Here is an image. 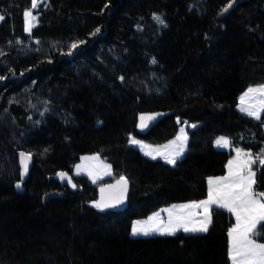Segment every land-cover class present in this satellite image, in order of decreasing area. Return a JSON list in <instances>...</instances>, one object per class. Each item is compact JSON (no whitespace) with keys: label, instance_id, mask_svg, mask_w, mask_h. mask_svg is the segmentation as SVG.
<instances>
[{"label":"trees","instance_id":"1","mask_svg":"<svg viewBox=\"0 0 264 264\" xmlns=\"http://www.w3.org/2000/svg\"><path fill=\"white\" fill-rule=\"evenodd\" d=\"M36 4L28 31L24 14L32 0H0V112L8 107L16 124L27 128L33 112L9 104L8 97L34 81L82 126L50 118L25 147L0 130V264H230L235 220L222 207H212L207 232L131 231L136 218L205 198L208 177L225 174L234 147L255 157L264 153V114L258 120L238 109L247 88L264 84V0ZM102 43L130 52L114 74L99 58ZM81 58L104 77L84 79L65 70ZM141 116L154 119L141 127ZM184 123L188 147L175 164L130 143L132 136L164 143ZM219 135H227L232 148L215 146ZM68 150L98 153L112 164L113 175L94 182L73 174L63 163ZM21 153L31 157L26 173ZM253 166L255 190L264 192V165L256 160ZM62 170L70 172L76 190L55 177ZM121 177L127 181L122 202L96 208L101 188L105 200L121 194ZM257 231L255 238L264 242V220Z\"/></svg>","mask_w":264,"mask_h":264},{"label":"snow or ice","instance_id":"2","mask_svg":"<svg viewBox=\"0 0 264 264\" xmlns=\"http://www.w3.org/2000/svg\"><path fill=\"white\" fill-rule=\"evenodd\" d=\"M234 2V0H233ZM36 0H32V8H36ZM231 3L227 7H231ZM227 11V8L224 9ZM25 17H32L31 12H26ZM3 17H0L2 20ZM32 19H35L32 17ZM155 19L163 24L164 21L160 17ZM31 30V27L27 29ZM100 29L97 28L96 32ZM95 34V33H93ZM72 48H76L77 44H72ZM155 63V61H153ZM0 79L4 77L0 76ZM121 79H123L121 77ZM245 98L249 99V103L245 104ZM241 107L240 110L247 115L256 119H261V113L264 112V85L257 87H249L245 93L240 97ZM154 119V117L141 116V127H146L145 120ZM187 137L181 130V136L177 137L176 141L172 142L175 145L174 155L170 154L165 157L171 164L176 163V156H179L184 147V141ZM179 141V143H177ZM132 144H138L139 141L132 139ZM216 144L218 146H227L229 141L220 137ZM159 152V149L153 150ZM241 150L237 149L239 155ZM148 155H152V151L147 152ZM249 159L241 166H238L236 171H232V161L229 162V176L222 177L217 180H209L210 185H216L217 187L210 189L208 193V199L200 202H193L190 204L180 205L179 208L195 210L203 208L205 213L211 204H217L222 208L227 209L236 216V226L229 231L230 236V249L229 255L232 264H264V243H257L255 236L259 235L256 231V224L258 221L264 220V192H256L253 190L255 183V173L251 170V164L256 160H259L260 164L264 165V153L252 159L251 153H244ZM22 162L24 163V171L27 172V160H30V155L24 153L20 154ZM155 158V157H153ZM79 169V166H77ZM247 169V172H244ZM61 178H64L67 174L60 173ZM70 180V178H69ZM117 184L122 185L121 194L116 197H111L109 200H105L103 193L105 189L101 188V199L94 203V206L103 210L104 208L113 207L115 203H121L123 200V193L126 191L127 181L124 177H121ZM221 186L224 187L223 192L220 191ZM17 188L20 184L16 185ZM75 187V185H73ZM110 188L113 186H109ZM195 215L194 211L177 212L174 214L173 210H169V216L167 223L158 222L156 224L137 222L132 228V235H144L147 236L151 233H160L174 235L177 231L183 230L184 232H207L208 225L211 222L210 216L205 215L204 218L198 222V225L192 221V217ZM159 217V213L156 214ZM151 219V218H150Z\"/></svg>","mask_w":264,"mask_h":264},{"label":"rangeland","instance_id":"3","mask_svg":"<svg viewBox=\"0 0 264 264\" xmlns=\"http://www.w3.org/2000/svg\"><path fill=\"white\" fill-rule=\"evenodd\" d=\"M27 12H31L32 17H35L33 8L28 9ZM32 17L26 18L27 28L31 27L34 23V19H32ZM98 55L99 58L102 60L103 64L105 65L106 69L110 73L114 74L121 67V65L128 60V58L130 57V52L124 50L122 46L118 44L102 43L98 49ZM65 70L84 79L90 78L92 76H97L100 78L104 77L103 74L98 70V68L95 65L91 64L87 59L84 58L72 62L69 66L65 68ZM260 85H264V84H258L251 87H257ZM12 102L20 103L33 112L32 119L29 122L27 128L21 127L16 124L8 107H4L0 112V130L7 136V138L10 141H12L18 147L27 146L29 144L30 139L39 132L42 123L50 118H54L60 125H65L73 129H79L82 126V122L78 120L74 116V114L66 108L64 102H62L55 94L47 91L45 88L41 86H36L34 81H30L29 83L25 84L22 88L12 92L8 97V103L10 104ZM247 103H249V99L245 98V104ZM240 107H241V100L239 104V108ZM263 114L264 112L261 113V116ZM181 130H183V134L186 135L187 139L186 141H184V147L182 153L179 156L175 157L177 162L185 154L188 147L189 133L186 123L180 124L177 135L171 138L170 140H168V142L166 141L161 144H156L134 136H132V139L139 141V143L134 144V146L138 147L142 151V153L145 154L146 156L150 158L155 157L153 159H162L165 162H168L167 159H165V157L170 154L174 155L175 145H172V142L176 141L177 137L181 136ZM220 137H224L230 142V138L227 135H219L217 137V140ZM177 143H179V141H177ZM215 146L219 148H223L222 147L223 145L218 146L216 144ZM156 149H159L160 151L159 152L153 151ZM149 151H152V155L147 154V152ZM246 151L248 153H251L249 150ZM255 158L256 157L252 154V159ZM248 159L249 157H247V160ZM63 162L65 163L66 167L69 168L71 167L75 174H86L90 176V178L94 182H97L98 180L104 177L111 176L113 175L114 172L112 164L109 161L102 158L98 153L77 154L72 150H68L65 152V155L63 157ZM254 164L255 162L251 164V168H254L253 166ZM77 166H79V169L77 168ZM222 177L224 176L217 175V176L208 177V193L210 189L217 187L216 185H210L209 180L215 181ZM223 190L224 187L221 186L220 191L223 192ZM207 199H208V194L203 199L180 202L182 204H178V205L180 206V205L190 204L193 202L205 201ZM179 206L174 205L166 208L162 207V209L160 208L161 210L158 209V211L156 210L157 212L154 211V213L151 214L150 216L148 215L145 217L136 218L133 221L132 228L138 221L141 223H150V224H156L162 221L163 223L166 224L168 221L169 210H173L174 214L177 212L194 211L195 215L191 219L194 223L198 225V222L201 221L206 214L210 216V220L212 221V207L219 205L217 204L209 205L207 209V213H205V210L203 208H198L195 210H189V209L181 210ZM157 213H159L158 218L156 217ZM210 224L211 222L209 223L208 228ZM186 233H191V232H186ZM131 235H132V231H131ZM151 235H167V234L151 233L147 236H151ZM136 236H144V235H136Z\"/></svg>","mask_w":264,"mask_h":264},{"label":"crops","instance_id":"4","mask_svg":"<svg viewBox=\"0 0 264 264\" xmlns=\"http://www.w3.org/2000/svg\"><path fill=\"white\" fill-rule=\"evenodd\" d=\"M248 89V88H247ZM246 89V90H247ZM245 90V91H246ZM245 91L240 95V97L245 93ZM240 97H239V101H238V108H239V104H240ZM240 109V108H239ZM241 111V110H240ZM132 140V137L130 138V141ZM216 140H217V138L215 139V145H216ZM168 142V141H167ZM132 144V143H131ZM134 145V144H133ZM223 148H225V149H230V148H232V144H231V141L229 142V145L228 146H222ZM237 149H239V150H241V152H240V154L238 155L237 154ZM244 153H248L245 149H243V148H241V147H234L233 148V156H232V158L229 160V162L230 161H232L233 163H232V171H233V173L236 171V169H237V167L238 166H241V165H243L244 163H245V161H247V156H245L244 155ZM246 159V160H245ZM229 162H228V164H227V171L225 172V174H223L222 176H224V177H228L229 176V168H228V165H229ZM64 163V162H63ZM64 165H65V163H64ZM66 167V166H65ZM69 171H71L73 174H75L74 172H73V170H72V168L70 167H66ZM251 170L255 173V177H254V179H255V183H256V175H257V171H256V169L255 168H251ZM244 172L246 173L247 172V169H244ZM76 175H86V174H76ZM86 176H88V175H86ZM89 178H90V176H88ZM99 181V180H98ZM255 183H254V185H253V190L254 191H256L257 192V190H255ZM194 201V200H193ZM185 202H187V201H185ZM178 204H182V203H180V202H177V203H173V204H170V205H168V206H165V207H163V208H166V207H169V206H174V205H177V206H179ZM162 209V208H161ZM161 209H159V210H161ZM158 211V210H157ZM157 211H155V212H157ZM154 213V212H153ZM153 213H151V214H153ZM232 213V212H231ZM150 214V215H151ZM233 214V216H234V219H235V223H234V225H233V227H235L236 226V216H235V214L234 213H232ZM149 215V216H150ZM263 220H261V221H258L257 222V224H256V230H257V228H258V226H259V224L262 222ZM232 227V228H233ZM231 228V229H232ZM230 229V230H231ZM255 238V237H254ZM256 239V238H255ZM256 241H257V243H264V242H260V241H258L257 239H256ZM229 249H230V236H229ZM230 256V255H229ZM230 264H232V261H231V259H230Z\"/></svg>","mask_w":264,"mask_h":264},{"label":"water","instance_id":"5","mask_svg":"<svg viewBox=\"0 0 264 264\" xmlns=\"http://www.w3.org/2000/svg\"><path fill=\"white\" fill-rule=\"evenodd\" d=\"M150 121L151 120H145L144 123L146 125H149ZM28 168H29V160H27V170H28ZM60 173H65L67 175L64 178H61V176L59 175ZM55 177L58 180L62 181L64 184L68 185L70 189L76 190L77 187H76L75 181H74L73 177L71 176V174H70V172L68 170H62V171L58 172L55 175ZM69 178H70V180H69ZM73 185H75V187H73Z\"/></svg>","mask_w":264,"mask_h":264}]
</instances>
